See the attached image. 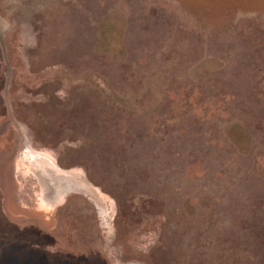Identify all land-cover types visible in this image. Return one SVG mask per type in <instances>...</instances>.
<instances>
[{
    "label": "rangeland",
    "instance_id": "1",
    "mask_svg": "<svg viewBox=\"0 0 264 264\" xmlns=\"http://www.w3.org/2000/svg\"><path fill=\"white\" fill-rule=\"evenodd\" d=\"M0 264H264V0H0Z\"/></svg>",
    "mask_w": 264,
    "mask_h": 264
}]
</instances>
